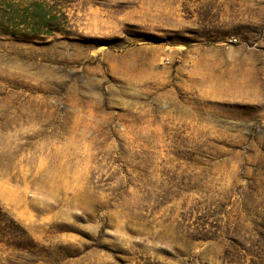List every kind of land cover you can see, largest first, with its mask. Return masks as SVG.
<instances>
[{"label":"rangeland","instance_id":"1","mask_svg":"<svg viewBox=\"0 0 264 264\" xmlns=\"http://www.w3.org/2000/svg\"><path fill=\"white\" fill-rule=\"evenodd\" d=\"M0 264H264V0H0Z\"/></svg>","mask_w":264,"mask_h":264}]
</instances>
